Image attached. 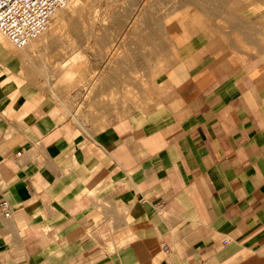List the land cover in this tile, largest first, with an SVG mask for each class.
<instances>
[{
	"label": "crops",
	"instance_id": "1",
	"mask_svg": "<svg viewBox=\"0 0 264 264\" xmlns=\"http://www.w3.org/2000/svg\"><path fill=\"white\" fill-rule=\"evenodd\" d=\"M207 1L152 107L102 128L0 34V264H264V1Z\"/></svg>",
	"mask_w": 264,
	"mask_h": 264
},
{
	"label": "rangeland",
	"instance_id": "2",
	"mask_svg": "<svg viewBox=\"0 0 264 264\" xmlns=\"http://www.w3.org/2000/svg\"><path fill=\"white\" fill-rule=\"evenodd\" d=\"M209 9L201 1L73 0L23 52L67 116L102 128L152 107L153 84L177 44L169 28L195 23Z\"/></svg>",
	"mask_w": 264,
	"mask_h": 264
},
{
	"label": "built area",
	"instance_id": "3",
	"mask_svg": "<svg viewBox=\"0 0 264 264\" xmlns=\"http://www.w3.org/2000/svg\"><path fill=\"white\" fill-rule=\"evenodd\" d=\"M72 0H0V34L17 49H26L49 28L57 13ZM8 210V202H3Z\"/></svg>",
	"mask_w": 264,
	"mask_h": 264
},
{
	"label": "bare ground",
	"instance_id": "4",
	"mask_svg": "<svg viewBox=\"0 0 264 264\" xmlns=\"http://www.w3.org/2000/svg\"><path fill=\"white\" fill-rule=\"evenodd\" d=\"M72 1H73V0H72ZM72 1H71V2H72ZM183 1H184V2H192V1H201V2L204 1V2H206L207 0H183ZM71 2H70V3H71ZM207 2H208V1H207ZM257 2H258V1H257ZM70 3L67 4L65 7H69ZM57 14H58V13H57ZM176 15H177V14H176ZM180 15H181V14H180ZM58 25H59V24H58ZM57 27H58V26H57ZM46 38H47V37H46ZM44 43H45V42H44ZM31 44H32V43H31ZM31 44H30V46H31ZM39 44H40V43H39ZM30 46H29V47H30ZM34 47H35V46H34ZM27 48H28V47H27ZM22 51H23V49H22ZM38 51H39V50H38Z\"/></svg>",
	"mask_w": 264,
	"mask_h": 264
}]
</instances>
